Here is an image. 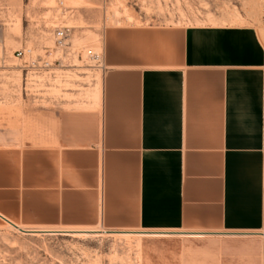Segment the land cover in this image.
I'll use <instances>...</instances> for the list:
<instances>
[{
    "label": "crops",
    "instance_id": "crops-1",
    "mask_svg": "<svg viewBox=\"0 0 264 264\" xmlns=\"http://www.w3.org/2000/svg\"><path fill=\"white\" fill-rule=\"evenodd\" d=\"M102 63L89 99L46 95L57 61L47 69L39 143L0 148V222L182 238L201 264H264L256 28L111 27Z\"/></svg>",
    "mask_w": 264,
    "mask_h": 264
},
{
    "label": "rangeland",
    "instance_id": "rangeland-1",
    "mask_svg": "<svg viewBox=\"0 0 264 264\" xmlns=\"http://www.w3.org/2000/svg\"><path fill=\"white\" fill-rule=\"evenodd\" d=\"M219 25L256 28L264 42V0H0V148L39 143L43 60L57 61L46 95L71 99V89L89 99L108 28ZM57 31L66 32L63 47ZM99 231L38 235L0 222V264L202 263L200 242Z\"/></svg>",
    "mask_w": 264,
    "mask_h": 264
},
{
    "label": "built area",
    "instance_id": "built-area-1",
    "mask_svg": "<svg viewBox=\"0 0 264 264\" xmlns=\"http://www.w3.org/2000/svg\"><path fill=\"white\" fill-rule=\"evenodd\" d=\"M56 39H57V44L60 47H63L65 45V40H66V32L65 31H57L56 33ZM22 56V53H18V57ZM95 59H99L96 57ZM42 66L40 67L41 75L46 76L47 75V69L52 68L53 64L48 61V59L42 61ZM46 79V77L44 78Z\"/></svg>",
    "mask_w": 264,
    "mask_h": 264
},
{
    "label": "bare ground",
    "instance_id": "bare-ground-1",
    "mask_svg": "<svg viewBox=\"0 0 264 264\" xmlns=\"http://www.w3.org/2000/svg\"><path fill=\"white\" fill-rule=\"evenodd\" d=\"M9 224H10V227H13V228H16L17 230H23V229H21L20 227H17L16 225H14V224H11L10 222H9ZM27 232V231H26ZM30 232H33V234H38L39 235V231H30ZM41 232V231H40ZM50 232V231H49ZM63 233H67V234H71V235H73V236H89L90 234H91V232H93V231H62ZM42 233V232H41ZM50 233H54V232H50ZM95 233V232H94ZM105 232H102V234H104ZM130 234V233H129ZM128 234V235H129ZM94 235H96V234H94ZM126 235V234H125ZM130 235H132V234H130ZM99 236V235H98Z\"/></svg>",
    "mask_w": 264,
    "mask_h": 264
}]
</instances>
